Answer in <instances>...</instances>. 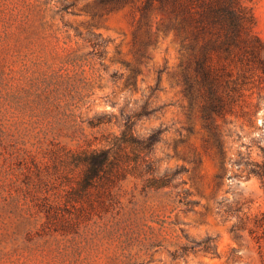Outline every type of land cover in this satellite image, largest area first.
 Masks as SVG:
<instances>
[{"label": "rangeland", "instance_id": "rangeland-1", "mask_svg": "<svg viewBox=\"0 0 264 264\" xmlns=\"http://www.w3.org/2000/svg\"><path fill=\"white\" fill-rule=\"evenodd\" d=\"M242 2L264 40V0ZM141 3L110 11L96 0H0V264H263L251 236L231 230L229 205L261 213L264 189L229 159H261L264 82L228 123L215 118L222 165L199 99L191 104L184 90L188 41L156 33V10L139 28ZM90 32L101 38L89 41ZM149 36L157 42L144 48ZM144 101L162 109L137 129L167 128L156 155L161 170L188 168L181 185L147 192L130 177L84 186L76 158L105 147L121 132L122 110ZM182 188L193 203L180 201Z\"/></svg>", "mask_w": 264, "mask_h": 264}, {"label": "trees", "instance_id": "trees-1", "mask_svg": "<svg viewBox=\"0 0 264 264\" xmlns=\"http://www.w3.org/2000/svg\"><path fill=\"white\" fill-rule=\"evenodd\" d=\"M96 1L110 11L134 2ZM153 10L164 16L156 33L159 30L164 33L174 31L182 41H188L185 47L191 54L182 72L184 90L191 104L199 99L200 118L209 132L206 143L216 146L223 165L226 160L224 141L215 118L222 117L227 122L228 115L237 114L239 107L242 109L246 92L253 89L257 81L264 82V40L254 32L253 15L242 0H142L138 7L139 28ZM92 37L101 38L90 32L88 40ZM156 42V37L149 36L143 47ZM139 51L141 56L146 55L143 49ZM158 89L156 84L150 94L154 95ZM161 109L162 106H152L148 101L134 110L123 109L121 132L108 134L105 147L87 150L76 158L77 163L86 167L83 185L89 187L98 181L115 184L130 177L141 180L147 192L181 185V176L188 168L176 165L161 170L159 163L164 157L156 155L157 145L163 141L167 128L158 126L146 132L137 129L142 119L156 115ZM111 122L109 117L99 119L93 125ZM257 148L261 159L238 153L229 160L238 168L244 166L246 175L256 176L264 189V147L259 144ZM165 156L171 157L169 152ZM190 194L189 189H180V201L186 205L193 203ZM233 203L229 207L233 209L236 221L231 230L237 235L246 231L264 257V211L253 215L246 209L247 202L235 200Z\"/></svg>", "mask_w": 264, "mask_h": 264}]
</instances>
